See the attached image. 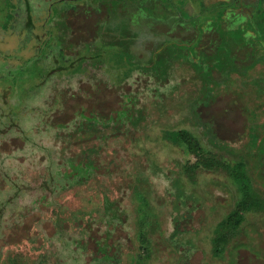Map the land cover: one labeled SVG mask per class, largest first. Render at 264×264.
Wrapping results in <instances>:
<instances>
[{
    "label": "rangeland",
    "instance_id": "obj_1",
    "mask_svg": "<svg viewBox=\"0 0 264 264\" xmlns=\"http://www.w3.org/2000/svg\"><path fill=\"white\" fill-rule=\"evenodd\" d=\"M0 213V264H264V0H0Z\"/></svg>",
    "mask_w": 264,
    "mask_h": 264
},
{
    "label": "trees",
    "instance_id": "obj_2",
    "mask_svg": "<svg viewBox=\"0 0 264 264\" xmlns=\"http://www.w3.org/2000/svg\"><path fill=\"white\" fill-rule=\"evenodd\" d=\"M6 99V98H5ZM131 113L128 112V111H119V112H115V116H117V119L116 120H125L124 117L130 115ZM113 116H110L109 119H112ZM119 122H122V121H119ZM172 137L174 139H177L178 141H181L182 143H184L188 150L195 154L196 156H198V147H197V141L195 140V138L190 134L188 133L187 131H184V130H181V131H177L175 132ZM242 178H246V175L242 174L241 175ZM1 214V213H0Z\"/></svg>",
    "mask_w": 264,
    "mask_h": 264
}]
</instances>
